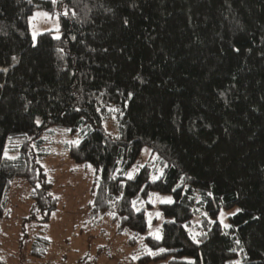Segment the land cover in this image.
I'll return each instance as SVG.
<instances>
[{"label":"trees","instance_id":"obj_1","mask_svg":"<svg viewBox=\"0 0 264 264\" xmlns=\"http://www.w3.org/2000/svg\"><path fill=\"white\" fill-rule=\"evenodd\" d=\"M64 4L60 36L34 42L35 10ZM53 127L95 170L91 220L129 233L139 264H264V0H0V219L12 182H28L36 259L58 205L36 153ZM145 147L152 159L129 179ZM152 193L173 199L160 239Z\"/></svg>","mask_w":264,"mask_h":264},{"label":"rangeland","instance_id":"obj_2","mask_svg":"<svg viewBox=\"0 0 264 264\" xmlns=\"http://www.w3.org/2000/svg\"><path fill=\"white\" fill-rule=\"evenodd\" d=\"M65 12L69 15L65 4L55 14L44 8L35 10L29 20L32 39L33 33L36 34L33 41L36 42L37 37L45 32L60 36L59 17ZM36 13H47L48 16H37L33 20ZM103 128L112 136L118 133L113 119L107 120ZM43 138L46 141L44 146L36 148L39 154L37 161L52 183L50 194L58 200L57 209L46 224V237L51 241L50 246L44 258L30 256L32 239L41 235L37 230L44 227L38 220L29 219L34 208L32 186L26 181L15 179L8 194L7 216L0 219V264H139L138 247L128 244L129 233L120 236L109 220L95 224L91 220V190L95 170L92 166L78 165L70 159L67 144L74 140L68 131L53 127ZM151 159V150L145 147L127 176L131 174L133 177ZM169 198L173 201L171 195L152 193L147 199L152 204L147 213L148 235L156 239L161 238L164 221L159 205L168 203ZM237 209L221 213L219 221L224 227L229 226V217L237 213ZM201 218L202 214L197 216L189 229L195 239L200 234L197 226ZM25 233H28L30 240L22 242Z\"/></svg>","mask_w":264,"mask_h":264},{"label":"snow or ice","instance_id":"obj_3","mask_svg":"<svg viewBox=\"0 0 264 264\" xmlns=\"http://www.w3.org/2000/svg\"><path fill=\"white\" fill-rule=\"evenodd\" d=\"M52 2L55 4V3H56V0H52ZM67 14H68V13L65 12V15H67ZM37 16L47 17L48 14H47V13H36V15L32 17V19L35 20V19L37 18ZM125 23H127V21H125ZM57 30H58V29H57ZM35 36H36V34H35V32H34V33H33V39H35ZM57 38H58V37H57ZM13 59H15V58H13ZM38 123H39V122H38ZM73 143L78 144L77 141H73ZM128 178H129V179H132V175L129 174V177H128ZM158 178H159V177H153L154 180H155V179H158ZM167 202H168V203H172V201H171L170 198L167 200ZM133 204H135V201H133ZM239 211H240V210L237 209V212H239ZM225 227H228V225H225ZM157 238L159 239V237H157ZM193 239L195 240V237H193ZM161 251H163V250H161ZM149 254H151V253H149Z\"/></svg>","mask_w":264,"mask_h":264}]
</instances>
